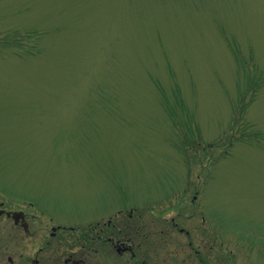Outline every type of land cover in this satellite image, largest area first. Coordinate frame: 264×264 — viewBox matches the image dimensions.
<instances>
[{
    "label": "rangeland",
    "instance_id": "obj_1",
    "mask_svg": "<svg viewBox=\"0 0 264 264\" xmlns=\"http://www.w3.org/2000/svg\"><path fill=\"white\" fill-rule=\"evenodd\" d=\"M0 197L55 259L136 208L146 264H264V0H0Z\"/></svg>",
    "mask_w": 264,
    "mask_h": 264
},
{
    "label": "flooded vegetation",
    "instance_id": "obj_2",
    "mask_svg": "<svg viewBox=\"0 0 264 264\" xmlns=\"http://www.w3.org/2000/svg\"><path fill=\"white\" fill-rule=\"evenodd\" d=\"M145 214L146 211L118 210L101 218L92 228L80 231L77 238L84 243V247L88 245L93 256L88 259L87 257H75L76 255L71 253L61 260L52 258L50 253L53 246H60L62 242L63 234L59 236L58 227H52L48 238H43L41 243L27 242V239L39 241L35 232V229L38 231L39 228L32 226L36 216L24 211L7 209L4 202L0 201V219H4V222L11 226L9 229L4 226L0 228V231L3 230L0 236H4L5 230L11 231V234L9 231L8 235L9 241L0 242V264H97L99 256H104L105 252L118 259L129 257V260L134 264H146L145 246L150 234L147 233ZM172 224L180 233L186 234L188 238L192 239L189 230L174 221ZM160 233L163 234V230L160 229ZM56 238L58 241L53 243L51 240ZM17 239L22 240L23 243L17 242ZM189 246L193 249L192 240H190ZM10 252L13 254L6 255ZM196 254L201 257L199 250L196 251ZM96 257L97 260H95ZM201 261L207 262L204 258Z\"/></svg>",
    "mask_w": 264,
    "mask_h": 264
}]
</instances>
